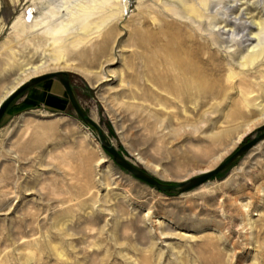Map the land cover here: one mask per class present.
<instances>
[{
    "label": "rangeland",
    "instance_id": "obj_1",
    "mask_svg": "<svg viewBox=\"0 0 264 264\" xmlns=\"http://www.w3.org/2000/svg\"><path fill=\"white\" fill-rule=\"evenodd\" d=\"M72 1L75 12L103 4ZM120 1L52 36L34 25L60 0H0V97L33 69L65 73L107 143L165 186L264 135L261 122L235 140L264 118V0ZM186 37L224 66L222 86L232 70L248 96L235 86L216 109L171 117L164 90ZM0 264H264V138L197 188L161 192L114 162L57 77L31 85L0 120Z\"/></svg>",
    "mask_w": 264,
    "mask_h": 264
},
{
    "label": "bare ground",
    "instance_id": "obj_2",
    "mask_svg": "<svg viewBox=\"0 0 264 264\" xmlns=\"http://www.w3.org/2000/svg\"><path fill=\"white\" fill-rule=\"evenodd\" d=\"M102 2V5L91 4L90 7L83 8L78 10V12H75V2H73L72 0H60L59 5L51 6L49 10L44 13L45 17L42 18V20L35 21L34 27H46L48 33L52 36L61 35L67 32L66 29L69 24L80 25L81 23L84 26L87 22V19H89L100 7H104V10L108 12H111L113 10L118 11V4L121 1L103 0ZM190 11L195 13V15H198V13L193 8H190ZM120 13L121 15L125 13V7L123 5L121 7ZM191 15L193 16V14ZM55 18H57L55 23L47 25L48 21ZM258 25L259 24H256V26ZM205 49L202 45L198 44L197 41L194 40L192 37H188L187 39H180L175 49V54L172 52L175 55V59L171 64V70L173 74L170 76L171 78H169L170 84L168 86L170 89L164 90V93L169 94L171 97L170 99H164L169 105H171V108L175 110L170 113V116L175 119H177L178 116L183 114L185 119H187V116L189 115L193 116L197 114L209 101H214L216 102L215 104L219 102L220 104V101H224L229 97V90H234L235 86H237L239 91L241 90L242 96L247 97L249 94L246 90L241 88L242 85L244 86L243 79L239 77L237 78V75L234 74L233 71L230 69V71L226 69L229 72L227 73L228 76L223 82L226 85H221L224 66L216 62V60L211 59V57L204 52ZM254 58L255 56L253 55L247 56L245 58H242L243 60L241 61L246 63V65L247 63L252 64ZM241 61H239V63L240 65H243ZM42 71L43 70L33 69L32 71L21 75L15 81V83L10 86V88L0 97V105L18 87H20L22 84L27 82V80H30V78L38 75ZM234 78H236L235 82H230ZM165 82L166 81L162 79V81L158 83L157 86L162 88L164 87ZM242 100L244 103H246L247 101L246 98H243ZM246 105L242 106L245 107ZM217 106L219 107V105L217 104L215 107H213V109H216ZM200 119L201 117L198 118L199 121ZM261 122H264L263 116L252 121H246L242 129L237 134L236 139L234 138L236 142H239L245 134H247L250 130H252V128H254L257 124ZM219 158L220 157L218 156L217 158L212 160L210 162V165H212V163L217 161ZM208 168L209 166L205 169Z\"/></svg>",
    "mask_w": 264,
    "mask_h": 264
},
{
    "label": "water",
    "instance_id": "obj_3",
    "mask_svg": "<svg viewBox=\"0 0 264 264\" xmlns=\"http://www.w3.org/2000/svg\"><path fill=\"white\" fill-rule=\"evenodd\" d=\"M52 77H57L63 86L69 102L71 106L73 107L75 113L78 115V117L87 125H90L93 127L100 138L102 148L109 153L114 162H116L122 169L133 175L136 179L155 187L158 191L164 192V191H170L174 189H179V191H188L194 188H197L198 186L202 185L205 183L208 179H210L212 176L218 174L220 171L224 170L226 167H228L236 158L242 156L244 153H246L248 150H250L254 145H256L261 139L264 138V135L262 136H257L254 140L251 142L243 145L240 147L234 154H232L230 157H228L222 164H220L218 167H216L212 171H208L205 174L201 175L200 177L194 178L186 183L180 184L177 187H172V186H165L160 183H158L156 180L153 178L147 176L143 172L133 168L131 165H129L120 155L116 153V151L107 143L105 137L103 136L102 132L100 129L89 120V118L81 111L79 108L78 104L75 101L72 89L70 87V84L68 82L67 75L65 73H53V74H47L43 76H38L30 79L29 81L25 82L22 84L20 87H18L12 94H10L0 105V120L2 119L4 113L6 112L7 108L11 104V102L27 87L40 83L44 80H47Z\"/></svg>",
    "mask_w": 264,
    "mask_h": 264
}]
</instances>
